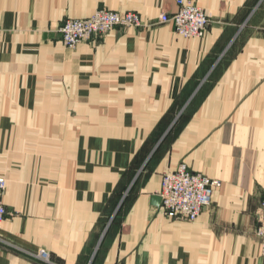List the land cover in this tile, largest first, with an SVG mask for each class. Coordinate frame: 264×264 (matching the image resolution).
Here are the masks:
<instances>
[{"label":"crops","instance_id":"obj_1","mask_svg":"<svg viewBox=\"0 0 264 264\" xmlns=\"http://www.w3.org/2000/svg\"><path fill=\"white\" fill-rule=\"evenodd\" d=\"M191 1L203 38L176 0H0V264H264V0ZM101 8L143 26L65 46ZM182 163L221 182L195 221L152 201Z\"/></svg>","mask_w":264,"mask_h":264},{"label":"built area","instance_id":"obj_2","mask_svg":"<svg viewBox=\"0 0 264 264\" xmlns=\"http://www.w3.org/2000/svg\"><path fill=\"white\" fill-rule=\"evenodd\" d=\"M177 10L173 13L162 12L158 18L160 23H172L175 31L186 38H202L210 24L209 16L191 0H176ZM143 25L139 12H118L100 9L87 19H67L61 28L62 40L68 47H76L79 43L92 37L102 36L115 27H140ZM219 180L212 179L203 173L194 172L182 163L175 170L162 175L160 196L164 212L173 217H181L195 221L203 210L210 206ZM6 179L0 176V229L8 216L3 201ZM262 220L256 235L260 242V251L264 255V199L261 203ZM0 241H4L0 236ZM35 258L47 263L57 264L52 260L51 252L41 248L38 252H29Z\"/></svg>","mask_w":264,"mask_h":264},{"label":"rangeland","instance_id":"obj_3","mask_svg":"<svg viewBox=\"0 0 264 264\" xmlns=\"http://www.w3.org/2000/svg\"><path fill=\"white\" fill-rule=\"evenodd\" d=\"M195 4V3H194ZM196 5V4H195ZM198 6V5H197ZM198 7H200V6H198ZM201 8V7H200ZM101 9H106V10H111V9H107V8H101ZM203 9V8H202ZM97 10H100V9H97ZM96 10V11H97ZM204 10V9H203ZM115 11V10H114ZM205 11V10H204ZM128 12V11H127ZM136 12V11H135ZM94 13V12H93ZM205 13H206V11H205ZM207 15H208V13H206ZM92 15V14H91ZM90 15V16H91ZM90 16H88V17H85V18H67V19H87V18H89ZM209 16V15H208ZM142 17V16H141ZM263 17V16H262ZM66 19V20H67ZM209 19H210V23H211V17L209 16ZM142 21H143V19H142ZM65 23V21L61 24V26L59 27V33H60V36H61V41L64 43V41L62 40V33H61V28H62V26H63V24ZM262 23H264V21L262 22ZM210 25V24H209ZM143 26V25H142ZM174 26V25H173ZM141 27V26H140ZM209 27V26H208ZM208 27H207V30H208ZM116 28H139V27H115V28H113V29H116ZM112 29V30H113ZM111 31V30H110ZM110 31H108L107 33H109ZM174 31H175V28H174ZM107 33H105L104 35H106ZM175 33L177 34V35H179V36H182V35H180V34H178L176 31H175ZM206 33H207V31H206ZM104 35H102V36H98V37H92V38H90L89 40H86V41H90V40H93V39H95V38H100V37H103ZM206 35V34H205ZM204 35V36H205ZM183 37V36H182ZM184 38H186V37H184ZM203 38V37H202ZM188 39H190V38H188ZM83 42H85V41H83ZM65 44V43H64ZM80 44V43H79ZM65 46H67L66 44H65ZM68 47V46H67ZM69 48H74V47H69ZM187 165V164H186ZM221 183V182H220Z\"/></svg>","mask_w":264,"mask_h":264},{"label":"water","instance_id":"obj_4","mask_svg":"<svg viewBox=\"0 0 264 264\" xmlns=\"http://www.w3.org/2000/svg\"><path fill=\"white\" fill-rule=\"evenodd\" d=\"M152 201L154 204H159L162 201L161 196L160 195L153 196Z\"/></svg>","mask_w":264,"mask_h":264}]
</instances>
